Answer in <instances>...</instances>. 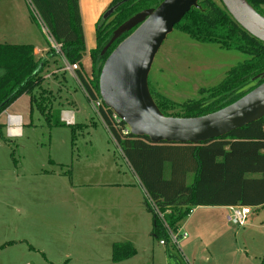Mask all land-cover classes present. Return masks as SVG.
<instances>
[{
	"label": "trees",
	"instance_id": "1",
	"mask_svg": "<svg viewBox=\"0 0 264 264\" xmlns=\"http://www.w3.org/2000/svg\"><path fill=\"white\" fill-rule=\"evenodd\" d=\"M161 1L111 2L104 14L112 8L113 11L107 16L103 14L97 23V47L91 51L93 78L86 76L81 67L86 40L79 0H31V5L57 42L62 44L66 59L80 65L76 71L88 97L97 98L105 60L132 32L122 34L103 52L114 30L136 13L155 7ZM248 1L264 15V0ZM199 4L200 7L188 11L175 28L196 41L217 42L222 47L246 53L249 58L229 70L223 82L211 89L209 98L191 99L181 105L151 90L166 115L208 114L236 101L264 81L258 76L264 71V41L245 30L221 0H200ZM49 52L51 56L58 55L53 48ZM46 65V60L36 59L32 44L0 42V114L20 95L27 93L31 97L32 111L36 107L48 125H66L61 119V109L52 105L53 91L42 86ZM169 108L183 111L169 112ZM112 114L110 108H101L104 124L146 190V205L153 214L152 235L159 241L165 240L167 264H187L183 253L171 248L174 245L171 233H176L194 207L264 205V118L206 142L156 143L148 136L124 134L125 122H116ZM136 254V247L129 241L115 242L112 246L114 262ZM260 264H264V258Z\"/></svg>",
	"mask_w": 264,
	"mask_h": 264
},
{
	"label": "rangeland",
	"instance_id": "2",
	"mask_svg": "<svg viewBox=\"0 0 264 264\" xmlns=\"http://www.w3.org/2000/svg\"><path fill=\"white\" fill-rule=\"evenodd\" d=\"M262 12L264 13V6ZM36 18L38 20L40 18L37 12ZM40 20L43 30L48 32V28ZM9 24L11 25L10 22ZM3 27L1 23V28ZM34 32L41 44L36 45V56L47 45L55 49L40 26H37ZM53 38L57 43L56 38L54 36ZM248 58V54L222 47L217 42L196 41L176 27L168 34L155 56L149 75V85L154 93L160 92L176 104L182 105L188 100L204 96L209 98L211 89L223 82L228 71ZM51 71L52 69L47 67L43 71L45 78L42 86L53 91L54 108H60L61 113L64 109L74 111L76 124L48 125L36 107L32 111L27 93L20 95L10 104L11 107L15 106L24 111L25 119L20 135L8 137L9 142L2 141L0 136V204L1 199H5L6 196L16 194L22 196L16 186L28 187L25 196H34L40 192L48 198V202L51 201L49 199L57 198L60 193L65 197L69 193L72 169L76 172L72 180L77 183H96L95 175H101L102 172L105 178H114L120 173L128 183H139L131 170V165L125 161L120 146L98 117L93 102L87 98L79 83L66 75L68 72L66 70H61L60 74L57 72L49 74ZM68 90H72L73 97ZM40 91L39 88L37 92ZM177 110L183 111L179 108L168 109L169 112ZM13 148L21 162L20 166L14 165L10 155ZM32 169H41V176L34 175ZM59 171H63V175L69 177L63 179L53 177L54 173ZM23 174H27L26 177ZM52 178L56 180L53 183L50 181ZM61 184L62 191H56L55 186ZM131 192L135 199L133 209L144 208L153 222V214L146 205L147 193L143 190ZM81 194L85 195L87 191H80ZM64 206L67 205L65 203L61 207L56 205L52 210L55 212L60 210L62 213L70 210ZM227 213L228 208L222 206L193 208L176 231L178 243L171 239L174 243L171 248L182 252L187 264H260L264 258V208L252 207V213L244 226L229 223ZM68 216L63 215L60 226L57 223L55 227L48 225L45 235H40L41 238L44 236L45 246L48 247L47 255L54 261L50 264H114L111 259H107L109 254L112 256V250H109L106 238L90 235L88 231L81 233L69 224ZM80 221L84 222L86 219L81 218ZM54 222L55 220L51 223ZM65 222L67 224H64ZM185 232L187 236L183 237ZM143 237L145 241L138 246L139 255L133 262L167 264L166 245L152 233ZM83 254L86 257L91 256L92 260L75 261L74 255ZM71 256L73 259L70 260Z\"/></svg>",
	"mask_w": 264,
	"mask_h": 264
},
{
	"label": "crops",
	"instance_id": "3",
	"mask_svg": "<svg viewBox=\"0 0 264 264\" xmlns=\"http://www.w3.org/2000/svg\"><path fill=\"white\" fill-rule=\"evenodd\" d=\"M112 1L113 0H79L82 26L87 43L81 67L89 78L92 77L93 73L91 51L97 47V23ZM39 20L36 18V10L30 4V0H0V42L14 44L29 43L36 48V45H41L40 41H37L39 38L35 34L36 32H34L37 26H40L44 35L48 37ZM9 22L11 25H8ZM1 23L4 27H7H5V29L4 27L1 28ZM44 48L45 49L42 50L40 48L42 52H40L38 56L35 54V57L37 60L44 59L47 61L48 66L46 65L45 68L52 69L49 74H53L54 72L60 74L62 72L61 70L65 71L66 62H68V60L64 54L58 53L56 56H51L49 52L51 46L47 45ZM66 71L68 72L65 74L70 76L76 83H79L77 84L80 85V88L88 98L77 71ZM67 84L69 85L70 83ZM68 91L73 97L72 90ZM29 98L31 105L30 95ZM10 107L0 114V125L3 126L0 128V136L2 141L5 142H9L8 137H12L9 135L7 129L8 114L20 115L22 117V124H24L25 119L24 111H20V109L15 106ZM16 132L17 134L13 136H18L23 132L22 126L20 132ZM10 155L14 165L20 166L21 162L16 157L14 148ZM123 157L128 163L126 157L124 155ZM131 170L139 183H128L124 176L121 177L120 173L117 177L105 178L103 172L101 175H95V177H97L96 183H77L72 180L73 174L74 177L76 176V172L72 169L70 173V185L68 187V192L70 194L68 193V195L63 197L60 193L57 198L54 197V199H49L51 200L50 202H48V198L40 192L34 196H25L28 187L25 186L20 188L16 186L15 188L22 193L21 197L16 194L1 199L0 264L53 263L54 261L47 255L48 247L45 246L44 236L41 238L40 235H45V231H48V225L55 227L57 223L60 226L62 224L63 215H69V224L74 226L75 229L80 230L81 233L88 231L90 235L106 238L109 250H112L111 248L115 242H131L137 249L136 255L121 262H114L110 254L107 259H111L114 264H135L136 262L133 261L137 259L136 257L139 255L138 246L144 243L145 239L143 236L152 233L153 222L150 218V214L145 212L144 208L138 209L135 207L133 209L135 199L132 197L131 191L134 190L137 192L143 190L146 192V190L132 167ZM31 171L34 172V175H38V177L41 176V169H32ZM54 174V176L53 174H51V176L59 177L60 179L69 177L63 175V171ZM26 175L27 174H25L24 177H26ZM19 178L20 175L17 176V179ZM50 181L53 183L56 180L52 178ZM55 188L57 189L56 191H62L63 185H57ZM80 191H87V194L90 191V193L88 195H80ZM64 203L67 205L64 207L70 209L67 212L62 213L60 210L56 212L52 210L56 205L61 207ZM141 204L144 205L142 202ZM222 207L227 208V206ZM256 208H264V205ZM81 218H85L86 221L81 222ZM54 220L55 222L51 223ZM64 224H67V222ZM112 236L116 238H112ZM66 256H68V253ZM74 256L75 261L86 262L88 259L92 260L91 256L86 257L84 254ZM71 259H73L72 256L70 257V260Z\"/></svg>",
	"mask_w": 264,
	"mask_h": 264
},
{
	"label": "water",
	"instance_id": "4",
	"mask_svg": "<svg viewBox=\"0 0 264 264\" xmlns=\"http://www.w3.org/2000/svg\"><path fill=\"white\" fill-rule=\"evenodd\" d=\"M200 0H163L120 24L103 49L106 52L125 32L105 60L99 93L104 104L124 119L131 133L152 142L201 143L264 118V81L236 101L200 116L166 115L149 85L155 56L168 34ZM232 17L250 34L264 41V15L248 0H221ZM113 11L108 10L107 16ZM264 78V71L258 75Z\"/></svg>",
	"mask_w": 264,
	"mask_h": 264
},
{
	"label": "built area",
	"instance_id": "5",
	"mask_svg": "<svg viewBox=\"0 0 264 264\" xmlns=\"http://www.w3.org/2000/svg\"><path fill=\"white\" fill-rule=\"evenodd\" d=\"M45 25V24H44ZM44 32H46L44 30ZM48 35L49 40L51 41L53 47L56 49V51L60 54L62 53V44L61 43H56L54 41V38L52 36V33H50L49 29L48 32H46ZM51 35V36H49ZM79 64L78 63H70L69 61L66 62V66H65V70H69V71H76L79 68ZM89 98V97H88ZM89 100H91L93 102V106L95 108V112L98 114V116L102 119V115H101V108H108L105 104L104 101L102 100L101 96L98 95L97 98H89ZM112 110V109H111ZM113 114L112 117L116 122H122L124 121L123 118H121L119 115H117L113 110H112ZM61 117L62 120L64 122H66L67 124H73L74 123V111L72 110H68V109H64L61 113ZM14 120H19V126L21 128L22 126V117L20 115H16V114H8V133L10 136L16 135L17 132L12 131V129H15L18 124L14 123ZM125 122V121H124ZM125 127L122 128V132L124 134H128L131 132V128L130 126L125 122ZM107 127V126H106ZM228 208V213L226 215V218L228 220L229 223H232L234 225L237 226H244L246 225L249 215L252 213V207L251 206H245V205H229L227 206ZM187 233L185 232L183 234V237H186ZM171 239L178 243V234L177 233H171ZM162 244L165 243V240H161L160 241ZM29 264V263H27Z\"/></svg>",
	"mask_w": 264,
	"mask_h": 264
},
{
	"label": "bare ground",
	"instance_id": "6",
	"mask_svg": "<svg viewBox=\"0 0 264 264\" xmlns=\"http://www.w3.org/2000/svg\"><path fill=\"white\" fill-rule=\"evenodd\" d=\"M14 123H17L18 124V126L15 128V129H12V131H18V133L20 132V130H21V128H20V126H19V120H14Z\"/></svg>",
	"mask_w": 264,
	"mask_h": 264
}]
</instances>
